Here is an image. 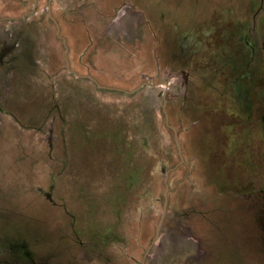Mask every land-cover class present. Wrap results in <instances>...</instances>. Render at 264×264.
Masks as SVG:
<instances>
[{
  "label": "rangeland",
  "instance_id": "1",
  "mask_svg": "<svg viewBox=\"0 0 264 264\" xmlns=\"http://www.w3.org/2000/svg\"><path fill=\"white\" fill-rule=\"evenodd\" d=\"M0 264H264V0H0Z\"/></svg>",
  "mask_w": 264,
  "mask_h": 264
},
{
  "label": "water",
  "instance_id": "2",
  "mask_svg": "<svg viewBox=\"0 0 264 264\" xmlns=\"http://www.w3.org/2000/svg\"><path fill=\"white\" fill-rule=\"evenodd\" d=\"M58 29H59V27H58ZM164 112H166V105L164 106ZM166 118H167V115H166ZM175 132H176V131H175ZM176 139H178V134H177V132H176ZM177 146H178L179 151H180V144L178 143V141H177ZM167 203H168V188H167L166 193H165V208H164V212H163V214H162L161 221H160V223H159V225H158V228H157V231H156L155 242H157L158 237H159V232H160L161 224H162V222H163V220H164V217H165V214H166V206H167Z\"/></svg>",
  "mask_w": 264,
  "mask_h": 264
},
{
  "label": "trees",
  "instance_id": "3",
  "mask_svg": "<svg viewBox=\"0 0 264 264\" xmlns=\"http://www.w3.org/2000/svg\"><path fill=\"white\" fill-rule=\"evenodd\" d=\"M71 76H72V75H71ZM79 80H86V79L79 78ZM90 83H91V82H90ZM92 84H93V83H92ZM98 90H101V91H109V92H116L115 90L110 91V90H107V89L104 90V89H100V88H99Z\"/></svg>",
  "mask_w": 264,
  "mask_h": 264
},
{
  "label": "flooded vegetation",
  "instance_id": "4",
  "mask_svg": "<svg viewBox=\"0 0 264 264\" xmlns=\"http://www.w3.org/2000/svg\"><path fill=\"white\" fill-rule=\"evenodd\" d=\"M68 67H69V65H68ZM166 215V214H165ZM160 230H161V228H160ZM160 233V232H159ZM149 251H150V248H149V250H148V253H149Z\"/></svg>",
  "mask_w": 264,
  "mask_h": 264
}]
</instances>
